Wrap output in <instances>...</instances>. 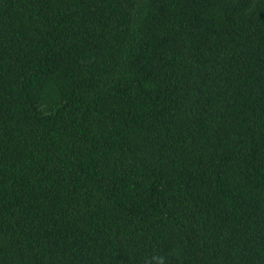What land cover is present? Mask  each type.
I'll return each mask as SVG.
<instances>
[{
    "label": "trees",
    "instance_id": "16d2710c",
    "mask_svg": "<svg viewBox=\"0 0 264 264\" xmlns=\"http://www.w3.org/2000/svg\"><path fill=\"white\" fill-rule=\"evenodd\" d=\"M264 264V0H0V264Z\"/></svg>",
    "mask_w": 264,
    "mask_h": 264
},
{
    "label": "clouds",
    "instance_id": "9594fccd",
    "mask_svg": "<svg viewBox=\"0 0 264 264\" xmlns=\"http://www.w3.org/2000/svg\"><path fill=\"white\" fill-rule=\"evenodd\" d=\"M159 264H163V261H162V260H160V261H159Z\"/></svg>",
    "mask_w": 264,
    "mask_h": 264
}]
</instances>
